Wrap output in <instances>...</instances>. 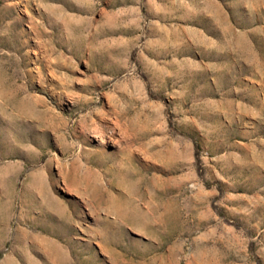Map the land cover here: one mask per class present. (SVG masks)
<instances>
[{
	"label": "rangeland",
	"instance_id": "1",
	"mask_svg": "<svg viewBox=\"0 0 264 264\" xmlns=\"http://www.w3.org/2000/svg\"><path fill=\"white\" fill-rule=\"evenodd\" d=\"M0 264H264V0H0Z\"/></svg>",
	"mask_w": 264,
	"mask_h": 264
}]
</instances>
